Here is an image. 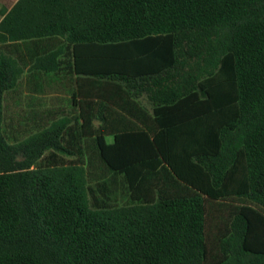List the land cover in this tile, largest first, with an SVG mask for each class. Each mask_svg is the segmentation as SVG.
I'll list each match as a JSON object with an SVG mask.
<instances>
[{
  "label": "trees",
  "instance_id": "16d2710c",
  "mask_svg": "<svg viewBox=\"0 0 264 264\" xmlns=\"http://www.w3.org/2000/svg\"><path fill=\"white\" fill-rule=\"evenodd\" d=\"M0 17V264H264V0ZM27 65L75 76L78 112L18 139L5 96Z\"/></svg>",
  "mask_w": 264,
  "mask_h": 264
},
{
  "label": "crops",
  "instance_id": "0c3cea01",
  "mask_svg": "<svg viewBox=\"0 0 264 264\" xmlns=\"http://www.w3.org/2000/svg\"><path fill=\"white\" fill-rule=\"evenodd\" d=\"M29 68L28 65L24 68L17 86L8 94L19 91L21 97L27 98L28 101H35V106L40 105L36 104V102L43 100L45 108L40 109L36 106L37 108L31 109L30 106V108L28 105L25 106L22 109L24 110L22 121L25 124H33L36 130L46 123L72 118L78 112V98L75 97V76L40 74L38 72H31ZM51 97L57 99L53 105H50L48 102V99Z\"/></svg>",
  "mask_w": 264,
  "mask_h": 264
},
{
  "label": "rangeland",
  "instance_id": "374dc122",
  "mask_svg": "<svg viewBox=\"0 0 264 264\" xmlns=\"http://www.w3.org/2000/svg\"><path fill=\"white\" fill-rule=\"evenodd\" d=\"M56 98L51 97L48 99V102L50 105H53L56 103ZM33 103V104H31ZM36 105L40 109H44L45 105L43 103V100L36 102ZM30 106L32 108H37L35 106V101H28L27 98L21 97L19 94V91H16L11 94H7L5 96V117H6V124H7V131L9 133V136L16 137L18 139H22L25 136L29 135L33 130H35L33 124L27 123L25 124L23 120V111L22 110L25 106ZM29 107V108H30ZM21 109V110H20ZM112 185L113 188L116 189V192L119 196V204L123 203L126 199V196L124 194V188L122 186V183L119 178H113Z\"/></svg>",
  "mask_w": 264,
  "mask_h": 264
}]
</instances>
